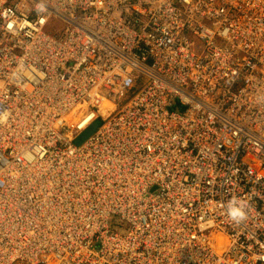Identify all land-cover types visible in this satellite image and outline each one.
Masks as SVG:
<instances>
[{"label":"built area","instance_id":"built-area-1","mask_svg":"<svg viewBox=\"0 0 264 264\" xmlns=\"http://www.w3.org/2000/svg\"><path fill=\"white\" fill-rule=\"evenodd\" d=\"M0 67V264H264V0H0Z\"/></svg>","mask_w":264,"mask_h":264},{"label":"bare ground","instance_id":"bare-ground-1","mask_svg":"<svg viewBox=\"0 0 264 264\" xmlns=\"http://www.w3.org/2000/svg\"><path fill=\"white\" fill-rule=\"evenodd\" d=\"M49 30V29H48ZM31 66V64H28V66H21L20 68L21 69H24L25 67H30ZM253 71H256V70H253ZM0 73H2V68L0 67ZM2 84H3V81L2 80H0V86H2ZM184 108V105H182L181 106V108L180 109H183ZM114 112V110H113V107L112 106H109L108 107V105L107 104H104V108H103V110L102 111H100V113H97V117L96 118H94L93 120H92V122H97V126H99L101 123H102V120L100 119V117L102 116V115H106V114H112ZM91 112H89V114H90ZM80 132L77 134V136H76V139L80 136ZM85 141V139L83 140V141H81L80 143H82V142H84ZM75 143H76V141H75ZM80 143H76V144H80Z\"/></svg>","mask_w":264,"mask_h":264},{"label":"water","instance_id":"water-1","mask_svg":"<svg viewBox=\"0 0 264 264\" xmlns=\"http://www.w3.org/2000/svg\"><path fill=\"white\" fill-rule=\"evenodd\" d=\"M97 127V122H92L89 126H87L80 134V136L76 139V143H80L84 139H86Z\"/></svg>","mask_w":264,"mask_h":264}]
</instances>
